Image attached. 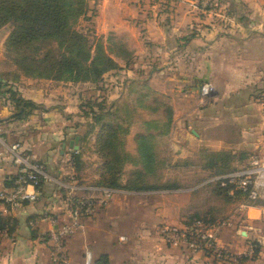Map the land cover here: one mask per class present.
I'll return each mask as SVG.
<instances>
[{
    "label": "crops",
    "instance_id": "0c3cea01",
    "mask_svg": "<svg viewBox=\"0 0 264 264\" xmlns=\"http://www.w3.org/2000/svg\"><path fill=\"white\" fill-rule=\"evenodd\" d=\"M162 1L166 9L159 6L160 0H97L92 19L94 33L102 35L104 41L108 37L109 43L121 41L124 52L109 44L118 68L105 72L97 83L22 74L2 54L9 28L4 33L0 31V189L9 187L20 169L11 148L14 143H18L17 151L31 162L42 163L47 174L35 201L12 206L0 203V215L11 218L10 229L0 230V264H60L51 257L52 240L43 235L69 218L75 196H92L95 209L90 215L82 214L75 231L64 239L68 264H85L87 253L91 264H264V216L256 204L241 207L240 202L230 198L226 200L229 208L238 204L243 212L239 220L234 219L235 214L231 224L218 228L217 242L232 252L243 253L240 260L223 261L210 253L167 243L157 225H180L185 219L179 216L183 203L164 197L180 190L176 188L142 192L163 196L159 201L156 197V202L144 201L143 206L153 210L149 214L151 220L147 217L142 223L147 229L135 237L119 235L120 226L124 232L132 223L124 198L134 190L126 184L137 177L135 171H143L141 177L155 172L158 162L155 155L154 161L148 159L138 167L125 157H109L102 149L103 142L99 143L104 129L85 114L84 103L101 102L113 114L121 115L120 108L125 109L123 112L137 109L144 91L132 94L129 88L154 79L156 69L176 80L178 94L187 91L189 96L197 93L203 99L199 86L210 82L214 85L210 96L238 98L240 106L244 97L259 101L264 98V0H210L214 6L206 11L196 10L195 0ZM165 17L168 23L163 21ZM142 32L148 36L146 45ZM170 66L171 73L166 71ZM177 82L187 83L189 88ZM5 88L16 90L37 106H28L24 115L13 117L15 105L1 91ZM107 111L98 110L99 114ZM262 119L264 123V112L257 124L252 121L246 126L253 128L254 123V130L259 129ZM260 131L255 135L251 155H264V129ZM76 136L74 148L70 140ZM135 142L149 144L147 139L135 141L129 134L118 142L112 141V145H123L128 151ZM251 155L239 167L245 166ZM105 171L114 174L118 185L107 197L101 189L106 185L99 183ZM191 194L187 193V201L193 198ZM190 208L196 209L195 204ZM207 208L220 210L213 205ZM39 213L50 215L55 221L45 217L29 226L28 220ZM209 216L216 218L208 213Z\"/></svg>",
    "mask_w": 264,
    "mask_h": 264
},
{
    "label": "rangeland",
    "instance_id": "374dc122",
    "mask_svg": "<svg viewBox=\"0 0 264 264\" xmlns=\"http://www.w3.org/2000/svg\"><path fill=\"white\" fill-rule=\"evenodd\" d=\"M160 1L159 6L164 5L165 7H163L166 9L167 5L162 0ZM196 10L198 9L196 8ZM168 20L166 17L163 18L166 23ZM83 23L85 21H80V25ZM9 26V24L1 26L0 31L4 33ZM140 35L146 45L148 36L145 32ZM102 38L105 40L103 36ZM104 43L114 44L112 46L124 53L121 41L109 43L106 40ZM2 45L3 56L11 61V58L6 55L4 42ZM155 65L157 64L154 63L153 66ZM172 70L171 66L166 69L170 73ZM175 81L170 75L159 73V70L156 69L154 79H147L145 83L133 84L129 88L132 94L138 90L144 91L141 102H137V109L127 108L128 112H123L125 109L120 108L119 111L122 115L113 114V111L109 106L106 108L107 104H105L104 110H108L107 112L88 114L90 119L101 126L102 123H106L101 137H107V143L102 149L108 152L109 157L112 159L120 156L125 157L126 160L132 161L138 167L143 166L145 162H148V159L154 161L155 155L158 162L155 172H147L146 177H141L139 174L143 171H135L137 177L131 178V184L125 186L134 192L127 194L124 198L125 204L129 208L127 214L130 215L132 223L126 226L124 232L121 226L116 227L121 232L119 235L123 234V238L127 235L135 237L147 229V226L142 223L146 221L147 217L150 219L149 214L153 210L146 209L143 206L144 201L156 202V197L159 198V201L163 196H156L155 192H142H151L156 188L180 189L175 193L165 194L164 197L168 199H165L167 201L179 199L183 203L179 216L185 218L184 221L195 215L208 217V213L216 217L209 216L213 220L234 218L235 214L241 215L243 212L239 209L238 204L234 209H230L226 200L230 198L241 202L244 197L241 195L229 196L211 178L242 166L255 149V145H253L255 135L260 129L262 130L260 132H263L264 129L262 119L259 129L254 130L255 124L260 121L261 113L264 112L262 103L264 98L259 101L255 97H244L241 106L238 98H216L213 94L201 99L197 93L193 96H189L187 91L185 94H178ZM177 83L189 88L187 83ZM161 89L162 93H160ZM252 121L255 123H253L254 127H247L246 125ZM88 129H90V123ZM129 134L135 141L147 139L149 144L140 145L135 142L128 151L123 145H112V141L118 142ZM108 172H105L104 176L109 177ZM191 187L195 188L190 190ZM188 192L192 193L194 201L191 197L187 201ZM194 194L196 197L193 196ZM194 204L196 209H188ZM208 205L209 207L213 205L220 210L215 211L212 210L213 208H207ZM222 207L223 209H221ZM205 209L208 210L205 211ZM251 214H257V212L252 211ZM161 226L163 225H157L158 230ZM154 228L155 224L152 226V229ZM123 238L121 237L122 240ZM87 255L89 256V253L85 255V264H91L90 256L88 259ZM60 264L63 263L60 262Z\"/></svg>",
    "mask_w": 264,
    "mask_h": 264
},
{
    "label": "trees",
    "instance_id": "16d2710c",
    "mask_svg": "<svg viewBox=\"0 0 264 264\" xmlns=\"http://www.w3.org/2000/svg\"><path fill=\"white\" fill-rule=\"evenodd\" d=\"M90 1L0 0V27L10 25L4 39L6 55L26 76L93 83L101 81L104 73L118 68V64L110 54L109 44L104 43L101 35L94 33L92 19L97 11V0ZM80 19L85 23L80 25ZM106 40L108 42V37ZM1 91L15 105L13 117L24 115L28 106H37L12 88ZM83 105L87 107L84 109L86 115H94L98 109L105 107L101 102L92 101ZM105 127L106 123H102V128ZM106 139L99 135L102 147H105ZM105 172L99 183L117 187L113 180L114 174L108 172V177L104 176ZM10 221V217L0 215V229L8 226L9 230Z\"/></svg>",
    "mask_w": 264,
    "mask_h": 264
},
{
    "label": "built area",
    "instance_id": "2783aa9c",
    "mask_svg": "<svg viewBox=\"0 0 264 264\" xmlns=\"http://www.w3.org/2000/svg\"><path fill=\"white\" fill-rule=\"evenodd\" d=\"M194 6L201 11H206L214 5L210 0H195ZM213 91L214 85L210 82H203L199 86V93L202 98H207ZM262 103L264 107V99ZM11 148L14 160L20 164V169L13 185L0 189V203L12 206L24 201H35L39 196L42 180L47 178L43 165L40 162H31L28 156L17 151L18 143H14ZM211 180L216 181L229 196L241 195L244 197L243 201L240 202L241 207L256 204L260 214L264 216V155L255 153L251 155L245 166L215 175ZM29 186L30 189H28ZM101 189L107 197L114 188L102 186ZM259 200L262 202H258ZM72 203L73 207L69 218L58 223L57 226L49 229L43 235L52 240L50 249L52 259L63 264L69 263L63 251L64 239L75 231L82 214L90 215L95 209V200L92 196L72 197ZM238 216H235L234 219H237ZM45 217L55 221L54 217L39 213L28 220V225L34 226L39 219ZM232 222V217L213 220L210 217L193 216L180 225L162 224L160 232L167 243L172 246L193 252L210 253L216 259L223 261H234L240 260L243 253L232 252L227 246L217 242L218 228ZM0 230L7 232L8 226ZM87 257L89 259L88 255Z\"/></svg>",
    "mask_w": 264,
    "mask_h": 264
},
{
    "label": "water",
    "instance_id": "95a60500",
    "mask_svg": "<svg viewBox=\"0 0 264 264\" xmlns=\"http://www.w3.org/2000/svg\"><path fill=\"white\" fill-rule=\"evenodd\" d=\"M77 138H78V136H76L74 139H71L70 140V145L73 146L74 148L77 147V143H76Z\"/></svg>",
    "mask_w": 264,
    "mask_h": 264
}]
</instances>
